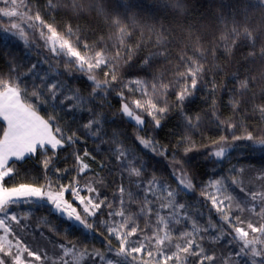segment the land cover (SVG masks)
Listing matches in <instances>:
<instances>
[{
	"label": "snow or ice",
	"instance_id": "obj_1",
	"mask_svg": "<svg viewBox=\"0 0 264 264\" xmlns=\"http://www.w3.org/2000/svg\"><path fill=\"white\" fill-rule=\"evenodd\" d=\"M161 2L177 13L186 11L185 0ZM0 4L4 5L0 7V17L7 18L8 26L3 29L5 33H12L25 45L42 41V47L51 58L63 65L65 72L69 75L81 73L91 82V93L84 97L79 90L66 88L63 82H52L43 76H38V82L29 85L23 77L34 74L35 64L21 73L20 65L10 62L8 74L0 73V122L3 125L0 126V264H85V261L89 264H264V169L247 184L238 178L245 171H250L243 168H233L230 170L233 175L210 180L200 195L210 202L218 219L213 220L208 215L201 224L187 210V206L178 201L181 191H194L193 178L185 170L183 162L173 156L172 175L177 180L175 188L155 175L145 180L147 165L122 144L118 134L114 133L110 142L103 141L102 117L92 106L96 99L104 100L118 89L116 95L121 102V115L134 121L138 133L145 131L146 123H150L152 130L156 131L162 127L171 110L166 99L171 90L176 97L174 106L186 129L177 146L184 145L186 156L194 150L190 132L199 128L200 117L190 116L185 111V102L194 96L199 87H204L212 97V114L216 116L218 102L215 93L221 87L214 81H204L205 65L202 61L208 49L203 48L196 32L189 28L186 39L195 48L198 58L188 56L182 49L179 63L174 65L177 70L173 72V79L164 82L163 73H160L153 74L151 81H124L119 69L130 64L138 50L148 47L143 39L145 32L149 39L155 36V41L149 54L142 58L141 69L151 70L158 57L171 62L169 47L175 38L170 39L171 32L163 24L159 27L156 24L141 25L134 15L125 17L119 12L106 11L104 0H47L45 10L48 14L66 8L74 13L91 11L103 17L112 30L108 37L112 43H105L97 50L99 42L89 44L71 26L60 31L54 22L46 21L40 8L31 0H0ZM250 7L260 12L259 20L254 21L249 15ZM240 16L243 18L240 19ZM219 21L223 29L219 37L212 41L211 54L214 58L221 48L230 56L235 48L246 46L250 50L242 54L243 59L264 62V0H250L239 10V14L233 12L230 19L220 14ZM130 27L139 28L142 33L135 46L127 42ZM181 65L182 71L179 70ZM98 70L103 72V79L97 78ZM234 78L237 79V87L230 90L229 99L233 113L245 102V94L251 92L252 114L259 113L264 121V101L256 103L257 93L253 91L258 86L257 78L247 76L239 79L235 74ZM260 78L264 80V73L260 74ZM125 91L133 98L129 99ZM260 91L264 93V88ZM137 95L139 98H136ZM237 95L240 99L236 98ZM42 105H51L53 114L47 118L41 115ZM57 110L87 112L89 119L82 125L84 131L91 137L100 138L102 143L112 145L109 151L123 170L122 177L126 173L124 178L128 183L119 184L111 200L108 196H101L99 189L93 186L103 184L102 179L87 180L83 188L77 177H73L68 184L47 178L43 184L8 182L19 174L16 163L24 162L38 152L44 157L41 164L46 176L49 169L57 175L67 171L55 166L57 151L74 146L81 137L74 131L66 134L56 123ZM145 116L151 118L150 121H146ZM217 120L221 125L226 124L229 130L237 127L231 120L219 121L218 116ZM245 132L244 137L233 132L232 139L246 138L253 142V147L258 146L264 151V136L254 138L252 132L247 129ZM136 138L145 149L158 155L164 154L163 146H158L153 137L137 135ZM224 141V136L213 141L216 150L210 153L211 156H225L227 149L222 144ZM73 155L78 174L90 170L85 158L94 160L91 153L85 150L83 155L76 152ZM252 184L259 186L249 187ZM236 188L243 193V197L234 194ZM69 194L71 200L66 198ZM23 204L36 205L37 208L48 206L52 212L59 214L69 230L80 225L85 239L96 231L89 217H95L102 208L108 209L111 223L104 222L106 251L67 238L54 245L59 249L58 255H49L43 249L33 250L21 236L27 225H22L23 217L14 211ZM132 205L137 206V212L131 211ZM81 206L83 215L78 210ZM199 215L203 216V213ZM140 219L144 221L143 227L138 223ZM54 231L58 233V230ZM113 239L116 244L112 243ZM221 241H225V246L229 248L227 254L218 256L212 247H206Z\"/></svg>",
	"mask_w": 264,
	"mask_h": 264
},
{
	"label": "trees",
	"instance_id": "obj_2",
	"mask_svg": "<svg viewBox=\"0 0 264 264\" xmlns=\"http://www.w3.org/2000/svg\"><path fill=\"white\" fill-rule=\"evenodd\" d=\"M31 2L40 8L41 15L46 21L55 23L58 30L64 31L68 26H71L74 31L78 32L82 40H86L89 44L99 42L97 50L105 43L111 45L112 41L108 37L112 30L104 18L95 12L74 13L69 9L60 8L48 14L45 10L47 0H31ZM249 3L250 0H185L186 11L177 13L172 8L165 7L161 0H104L106 11L119 12L125 17L134 15L141 25L156 24L159 27L160 24H163L171 32L170 39L175 38L169 47L171 62L166 61L163 57H158L153 63V68L144 71L140 67L142 58L149 54V50L155 41V36L149 39L145 32L143 39L147 42L148 47L138 50L131 63L119 69V75L124 81L130 79L151 81L153 74L160 73H163L164 82L173 79V72L177 70L174 65L179 63L182 49L188 56H197L198 58L195 48L186 39L189 28L200 36V43L203 48L208 49L205 59L202 61L205 65L204 81H214L221 86L215 93L218 102L217 115L213 116L212 114V97L204 87H199L194 96L185 102V111L190 116L198 115L200 117L199 128L190 132L194 150L186 156L184 155V145L177 146V141L185 134L186 129L174 106L176 97L171 90L166 97L171 110L163 120L162 127L156 131L152 130L150 123H146L145 131L138 133L135 123L121 115L119 111L121 102L116 95L118 89L112 91L104 100L96 99L92 105L102 117L101 135L103 141L110 142L113 134H118V139L122 144L147 165L145 180L155 175L157 179L175 188L177 180L172 175L174 170L173 156L183 162L185 170L193 178L194 191H181L178 201L184 203L187 210L196 216L201 224H204L208 215H211L213 220L218 219L215 211L211 209L210 202L200 195L210 180L231 176L233 175L231 169L243 168L250 171H245L238 178L247 184L250 179L259 174L261 169H264V151H261L258 146L253 147V142L246 138L232 139L233 132L237 136H246L245 129L252 132L254 138L264 136V121L261 120L259 113L253 115L251 111L252 93L245 94V102L241 104L235 114L229 104L230 90L237 87V79L234 78V74L239 79L255 76L258 84L253 89L257 93L256 103L264 101V93L260 91L261 88H264V80L260 78V74L264 73V62L243 59L242 54H246L250 50L246 46L235 48L230 56L222 48L216 51L215 58L211 54L212 41L219 37L223 29V25L219 21L220 14L230 19L233 12L239 14V10ZM248 11L254 21L259 20L261 14L257 9L250 7ZM239 18L242 19L243 17L240 16ZM129 33L130 37L127 42L129 45L135 46L141 40L142 33L139 28L133 29L131 27ZM42 51L34 48L30 43L25 45L20 39L6 36L3 29L0 28V73L8 74L10 62L20 65L21 73L27 72L35 64L37 67L34 74L23 77L29 85L38 82V76H43L52 82H63L66 88L79 90L84 97L90 95L91 82L86 79L85 75L81 73L69 75L64 71L62 64L57 63L55 58H51L49 54ZM179 70H184L182 65ZM97 78H104L102 71H97ZM125 95L129 99L133 98L127 91H125ZM136 98H139L138 95ZM236 98L240 99L239 95ZM40 114L47 118L48 115L53 114L52 106L42 105ZM55 114L57 116L56 123L64 129L66 134H71L74 131L81 137L74 146H66L57 151L55 166L67 169V171L57 175L52 169H49L46 176L45 169L41 164L44 157L38 152L34 156L28 157L24 162H17L16 168L19 174L8 182L43 184L47 178L58 179L59 183L68 184L72 182L73 177H77L80 183L84 185L87 180L102 179L103 184H94L93 186L99 189L101 196H108L111 200L117 186L121 183H128L127 179L124 178L126 173L122 177L123 170L118 167L117 161L109 151L112 145L102 143L100 138L91 137L84 131L82 125L89 119L87 112L74 111L69 113L57 110ZM217 116L219 121L231 120L237 124V127L231 130L227 129L226 124L221 125L218 122ZM145 119L150 121L151 118L145 116ZM0 126H3L2 122H0ZM137 135L153 137L158 146H163L164 154L158 155L150 149H145L143 145L139 144ZM221 136L226 137V141L222 144L227 151L223 158H215L210 155L216 150L213 141L220 140ZM85 150L91 153L95 159L86 157L85 160L90 164V170L84 174H78L77 168L74 167L75 157L73 153L83 155ZM258 186V184L249 185L253 188ZM234 194L243 197V193L238 188L235 189ZM66 198L71 200L70 194ZM14 211L23 216L21 223L27 225V228L21 233V236L33 250L43 249L49 255H58L59 249L54 248V245L60 244L67 238L82 241L90 248L95 247L102 252L106 251L105 236L107 232L104 222L111 223L106 208H102L95 217H89V222L93 223L96 231L95 234H89L87 239H85L84 230L81 226L76 225L74 229L69 230L62 218L53 214L46 205L37 208L36 205L23 204L16 207ZM131 211L137 212V206L132 205ZM200 213H203V216H200ZM152 219L154 222L155 218ZM138 223L141 227L144 226L143 219H140ZM54 229L58 230V233ZM112 243L116 244L117 242L113 239ZM209 246L214 249L218 256L227 254L229 251V248L225 246V241L206 245V247ZM85 264H89V262L85 261Z\"/></svg>",
	"mask_w": 264,
	"mask_h": 264
},
{
	"label": "rangeland",
	"instance_id": "obj_3",
	"mask_svg": "<svg viewBox=\"0 0 264 264\" xmlns=\"http://www.w3.org/2000/svg\"><path fill=\"white\" fill-rule=\"evenodd\" d=\"M4 5H2V4H0V7H3ZM8 26V24H7V18H4V17H0V28L1 29H4L5 27H7ZM4 32V31H3ZM4 34L6 35V36H8V37H12V38H17V39H19L17 36H15V35H13L12 33H5L4 32ZM30 39H31V37H30ZM31 44V46H33L34 48H36V49H38V50H40V51H44L45 53H47V54H49L43 47H42V44H43V42L42 41H37L36 42V44H32V43H30ZM42 51V52H43ZM50 55V54H49ZM128 119V118H127ZM129 120V119H128ZM132 122H134V121H132ZM34 156V155H33ZM80 186L83 188L84 187V185H83V183H80ZM86 193V194H85ZM81 194H83V195H88V193L87 192H82ZM48 207V206H47ZM50 209V208H49ZM78 210H80L81 211V213H82V206L80 207V208H78ZM82 215H83V213H82ZM21 217H23L22 215H20ZM89 220H90V218H89ZM78 226H80V225H78ZM0 235H2V233H0Z\"/></svg>",
	"mask_w": 264,
	"mask_h": 264
},
{
	"label": "water",
	"instance_id": "obj_4",
	"mask_svg": "<svg viewBox=\"0 0 264 264\" xmlns=\"http://www.w3.org/2000/svg\"><path fill=\"white\" fill-rule=\"evenodd\" d=\"M53 214L59 215V214H57V213H54V212H53Z\"/></svg>",
	"mask_w": 264,
	"mask_h": 264
}]
</instances>
